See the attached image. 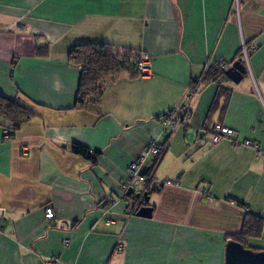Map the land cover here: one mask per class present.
I'll return each instance as SVG.
<instances>
[{"label":"crops","instance_id":"obj_1","mask_svg":"<svg viewBox=\"0 0 264 264\" xmlns=\"http://www.w3.org/2000/svg\"><path fill=\"white\" fill-rule=\"evenodd\" d=\"M98 42L146 53L149 74L124 72L79 106L67 54ZM243 46L238 84L203 80ZM189 86V116L164 130ZM0 95L35 114L8 137L0 125V264H224L247 214L263 225L246 247L264 251V0H0ZM216 124L233 136L209 143ZM152 140L164 154L135 184L145 219L119 185Z\"/></svg>","mask_w":264,"mask_h":264},{"label":"trees","instance_id":"obj_2","mask_svg":"<svg viewBox=\"0 0 264 264\" xmlns=\"http://www.w3.org/2000/svg\"><path fill=\"white\" fill-rule=\"evenodd\" d=\"M44 53L45 51L42 50H38L37 52L39 55H43ZM139 56L140 53L133 50H121L103 42L83 43L72 46L68 51L67 58L71 64L79 66L82 70L76 96L77 105H84L86 100L91 96H94L95 100L98 99L103 93L105 84L114 81L124 72H133V74L139 75L137 68ZM238 59L245 65L242 53L239 54ZM226 69L223 64L208 66L203 80L216 83L220 87L223 81L229 80L225 74ZM34 117V112L27 106L0 95V125L9 130V135L10 133L11 135L14 134L23 123ZM211 131L212 129L209 134ZM71 151L90 160L92 164L97 162L99 155L98 152L90 151L78 144H73ZM144 187L146 189L147 185L145 184ZM145 192L149 195L148 191ZM129 197L132 198L131 202H136L133 196H126L127 199ZM262 225V218L253 214H247L243 220L241 231L232 236L231 240L239 242L246 247V240L249 237H258L260 235Z\"/></svg>","mask_w":264,"mask_h":264},{"label":"built area","instance_id":"obj_3","mask_svg":"<svg viewBox=\"0 0 264 264\" xmlns=\"http://www.w3.org/2000/svg\"><path fill=\"white\" fill-rule=\"evenodd\" d=\"M242 53L245 57H247L246 47L243 46ZM137 68L139 70V75L146 76L149 74L150 70V62L146 53H140L139 60L137 63ZM225 68V67H224ZM196 93V87L189 86L187 91L184 94V98L173 110L168 112L162 117L163 129L166 130V127H175L178 124L184 122V118L188 117L190 114L189 107L184 102L188 99L189 96H193ZM234 134V131L227 127L221 125H214L212 127L211 133L208 135V142L211 144H217L221 140L231 138ZM4 137L9 136V130L3 129ZM246 146H253L255 149H258V144H253L251 141L246 140L243 142ZM164 154V148L158 145L155 140L148 142L145 147L143 155L139 156L135 160H133L128 167V176L124 180V183L119 185V188L125 193L128 188H133L134 192H137V187L135 184L145 185L152 179L153 170L156 165L159 163L160 159ZM144 167H147V171L145 175H141L140 172ZM123 198L126 197L125 194L122 195ZM109 202H112L111 198H108ZM3 208L0 206V217L3 214ZM44 217L47 220L53 218V210L50 206L45 207L44 209ZM118 249H121V246H118ZM58 262V257L53 256L49 258L45 264H55Z\"/></svg>","mask_w":264,"mask_h":264},{"label":"water","instance_id":"obj_4","mask_svg":"<svg viewBox=\"0 0 264 264\" xmlns=\"http://www.w3.org/2000/svg\"><path fill=\"white\" fill-rule=\"evenodd\" d=\"M225 74L231 82L238 84L247 74V69L240 59H238L226 69ZM146 171L147 167H144L140 174L145 175ZM126 195L133 196L134 199L143 202L137 208L135 212L136 216L145 219L152 217L153 207L148 205L149 195L146 192H134L133 188L130 187L127 189ZM224 264H264V251H255L251 248L244 247L239 242L228 240L225 244Z\"/></svg>","mask_w":264,"mask_h":264}]
</instances>
